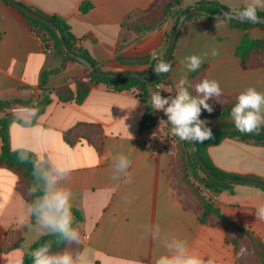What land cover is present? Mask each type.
<instances>
[{"label":"crops","instance_id":"obj_1","mask_svg":"<svg viewBox=\"0 0 264 264\" xmlns=\"http://www.w3.org/2000/svg\"><path fill=\"white\" fill-rule=\"evenodd\" d=\"M16 1L64 19L77 44L89 52L102 71L112 73H149L155 56H163L166 34L175 26V19L169 17L150 32L138 31L141 13L156 7L159 0ZM201 1H216L231 12L250 2L183 0L177 9L194 8ZM84 3L92 5L87 12L81 10ZM245 35L264 40V29L254 26L242 31L227 22L217 30L215 20L207 17L185 21L166 83L148 86L145 92L139 88L117 92L94 84L86 99L76 104L60 101L55 90L64 85L75 89L76 82L85 77L83 66L47 52L42 32L36 31L19 9L0 0V102L8 103L0 109V119L13 118L10 148H30L37 157H44L39 163L45 168L61 164L72 169L59 184L70 189L72 209L82 216L78 250L84 251L92 264H155L165 252L163 241L172 238L184 240L189 253L203 264H239L234 247L225 241L224 229L202 224L196 202L189 199L185 203L184 196L174 190L180 181L179 168L172 164L177 144L167 117L151 108L150 97L161 90L162 96L175 95L176 84L184 74L183 57L211 48L219 55L209 56L197 71L186 73L195 94V84L206 77L217 80L223 90L220 97L207 101L213 108L236 99L248 87L264 92V66L246 70L236 55ZM144 93L146 99L141 98ZM44 94L49 95L50 103L31 126L20 119H28L30 113L10 112V107L23 108L20 103H36ZM148 111L158 123L141 129ZM214 121L233 122L231 116ZM65 134L75 142L68 143ZM2 146L0 138V152ZM119 153L132 161L131 183L111 179L112 159ZM208 155L225 172L264 180V145L230 137L210 146ZM26 192L16 173L0 167V264H22L31 245L47 234L37 224L29 225ZM213 200L226 217L264 243V221L255 216L256 208L264 206L262 189L237 184L233 191H223ZM154 228H159L160 239L152 238L150 230ZM19 238V247L13 249Z\"/></svg>","mask_w":264,"mask_h":264},{"label":"trees","instance_id":"obj_2","mask_svg":"<svg viewBox=\"0 0 264 264\" xmlns=\"http://www.w3.org/2000/svg\"><path fill=\"white\" fill-rule=\"evenodd\" d=\"M8 4L6 0H2ZM183 0H159L158 5L152 6L147 11L141 13L142 20L138 25V31L140 33L150 32L157 27H159L166 19L172 17L175 19V26L179 20V17L194 8H198L205 12V14H195L186 19L190 21L193 19L207 17L215 20L210 17L211 14L221 13L223 10H228L224 5L216 1H201L194 8L189 7L186 9H177L178 6L182 3ZM11 5V4H10ZM30 10L42 16L44 19L51 21L56 27L61 31L64 41L68 48L84 58H86L96 70H101L96 61L90 56L89 52L77 44V39L71 31L69 24L59 16L48 15L42 11L29 7ZM92 5L90 3H84L81 6L82 12H87L90 10ZM243 9V8H242ZM20 12L24 17L30 22L33 28L36 31L42 32L43 37L50 39L52 41L53 52L60 55L63 61H73L80 65L78 61L71 58L66 54L61 41L59 40L56 32L47 24L34 19L25 12ZM258 16L264 17V11L257 10ZM231 26L236 27L242 31H246L251 27L258 26L264 29V24L259 23H241L230 19L227 21ZM174 28L171 32L166 34V45L163 56L160 59L154 60L149 71V75H153V69L159 61L163 60L168 52L169 45L171 43ZM236 55L240 59L242 67L246 70L253 69L256 67L264 66V40H255L250 38L248 35H245L241 43L238 45L236 50ZM172 60V57H171ZM83 66V65H82ZM86 72L85 77L76 82V88L72 89L68 85H64L55 90V94L58 99L62 102H72L76 104H81L88 94L91 91V88L94 84H104L110 89L123 92L129 91L133 88H139L145 92L148 86H156L161 83L167 82L168 73L161 74L159 78L148 84L137 79H115L111 77L100 78L89 73L88 69L84 67ZM45 76V75H44ZM86 79V80H85ZM189 92L195 96L196 94L191 88V79L188 84ZM142 99H146L145 93L141 96ZM50 103L49 95H42L40 99L37 100L35 106L39 108V114H41L45 107ZM236 103V99L227 102L222 107L213 108L211 113L202 109L201 118L206 120L207 127H220V126H235L233 122L223 121L216 122L215 119L219 118H228L230 117L231 108ZM15 104V103H11ZM8 103L0 102V109L7 106ZM22 106H31L33 102L20 103ZM13 120L11 117H3L0 119V138L2 140V150L0 152V167L6 168L14 173H16L21 182L26 186L27 192L24 194L25 200L30 204L34 200V196L29 193V187L34 182L32 175V163L37 159V156H30V162L28 164H22L18 161L16 156V151L10 148L9 144V125ZM36 120L31 123H35ZM158 123V118L151 115L150 112H146L140 123V128L145 129L153 127ZM213 137L209 140H206L204 143H196L195 150L199 159L206 165L207 168L212 172V174L219 179H228V178H243V179H255L257 181L263 182V179L248 176L243 177L233 173L225 172L218 167H216L208 155V148L213 145L221 143L225 138L236 137L243 141H253L254 143L264 145V135L260 133L253 134H242L240 132L233 133H223L218 131H212ZM173 139L177 144V152L172 155V164L179 168L180 181L174 184V190L179 194L184 196L185 203L188 204L189 199H193L197 208L200 222L209 226H221L225 232V241L226 243L232 245L235 249L236 259L239 264H264V243L261 239L254 236L248 229L245 227L233 222L228 217H226L216 206L213 198H215L219 193L223 191H233L236 185L233 184H219L215 182L212 178L208 177L202 168V166L195 159L192 149L191 142L180 141L179 138L173 135ZM65 140L72 144L75 140H72L68 134H65ZM88 141L92 142L90 139ZM33 153V152H32ZM40 166V165H39ZM41 168H45L40 166ZM259 187V186H257ZM264 191V188L259 187ZM36 195H40L38 192ZM189 206V205H187ZM72 214L74 217L73 226L79 229L82 223V216L80 213L74 209ZM35 218L30 219L29 225H35ZM22 238H19L18 241L12 246L13 249L18 248ZM70 241H63L59 237L44 234L41 236L34 244L31 245L28 252L24 255L22 264H32L31 251L36 247L47 244L51 250V253L62 252L68 245Z\"/></svg>","mask_w":264,"mask_h":264},{"label":"clouds","instance_id":"obj_3","mask_svg":"<svg viewBox=\"0 0 264 264\" xmlns=\"http://www.w3.org/2000/svg\"><path fill=\"white\" fill-rule=\"evenodd\" d=\"M260 8H264V0H250L234 15L241 23H259L261 17L258 16L257 10ZM214 19L218 30L226 26L232 15L216 16ZM218 55V50L211 48L200 55L183 57L180 63L184 74L176 84L175 95L162 96L161 90L154 92L150 97L151 108L163 112L167 117L166 123L171 126V134L180 141L204 143L213 137L212 130L207 127L208 122L201 120L200 116L202 109L209 113L213 111L212 105L207 101L220 97L223 90L217 80L206 77L195 84L196 95L193 96L186 87L189 84L186 73L197 71L206 58ZM171 70L172 65L161 60L154 67L153 73L160 75ZM20 111L31 114L28 119L20 118L24 125L31 126V121L38 119L39 108L35 106V102L31 106H24ZM230 115L235 129L240 133H260L264 130V92L257 91L254 87H248L240 92ZM162 122L165 121L161 120L160 123ZM15 151L18 161L22 164H28L30 156L36 155L30 148L24 146ZM43 159L41 155L31 161L34 182L28 191L35 198L29 208V216L35 218L38 227L48 234L79 245L81 233L73 226L72 193L70 189L59 184L61 179L70 176L72 169L61 164L54 166V169L41 168L39 161ZM131 164L132 161L127 154L119 153L113 156L111 179L119 181L123 178L125 183H131L132 176L129 172ZM38 192L40 195H36ZM255 216L258 220L264 221V206L256 208ZM150 234L153 239L161 238L159 228L150 230ZM163 243L165 252L155 259V264H203L200 258L189 253L184 240L172 238L165 239ZM30 255L32 264H92L89 256L82 250H64L53 254L47 244L36 247Z\"/></svg>","mask_w":264,"mask_h":264},{"label":"water","instance_id":"obj_4","mask_svg":"<svg viewBox=\"0 0 264 264\" xmlns=\"http://www.w3.org/2000/svg\"><path fill=\"white\" fill-rule=\"evenodd\" d=\"M7 2H9L11 5H13L14 7H16L17 9L25 12L26 14H28L29 16L33 17L34 19L41 21L45 24H47L48 26H50L57 34L59 40L62 43V46L66 52L67 55H69L71 58L75 59L76 61H78L79 63H81L84 67H86L89 71V73H91L94 76L100 77V78H107V77H111V78H115V79H137L140 81H143L145 83H152L154 81H156L159 76L161 75H149V74H145V73H112V72H107V71H102V70H96L92 64L83 56L76 54L74 52H72L68 46L66 45L65 41H64V37L61 33V31L56 27V25H54L51 21L44 19L42 16H40L39 14L35 13L34 11L30 10L29 8H27L26 6L20 4L19 2H17L16 0H6ZM235 12H231L228 10H223L221 13L218 14H211L209 15L210 17L214 18L216 16H223L226 14H231L232 15V20L235 21H239L235 15ZM195 14H205L204 11L198 9V8H194L192 10H189L185 13H183L180 17L179 20L175 26L174 29V33H173V37L171 40V43L169 45V49L168 52L164 58L165 62L170 63L171 62V57L172 54L174 52V47L178 38V35L180 33V29L182 27V24L186 21V19L192 15ZM261 17V20L259 22V24H264V17L263 16H259ZM240 22V21H239ZM247 23V22H245ZM210 128L212 131H218V132H223V133H233V132H239L235 129V126H220V127H208ZM260 134L264 135V130H262L260 132ZM195 146H196V142H191V149L193 152V155L195 157V159L197 160V162L202 166V168L204 169L206 175L210 178H212L215 182L219 183V184H233V185H237V184H250V185H254V186H259L264 188V183L257 181L255 179H243V178H228V179H219L216 178L212 172L209 170V168L206 167V165L199 159V157L196 154V150H195Z\"/></svg>","mask_w":264,"mask_h":264},{"label":"built area","instance_id":"obj_5","mask_svg":"<svg viewBox=\"0 0 264 264\" xmlns=\"http://www.w3.org/2000/svg\"><path fill=\"white\" fill-rule=\"evenodd\" d=\"M44 40H45V45H46L45 46L46 47V51L49 52V53L53 52L52 41L50 39H46V38H44ZM155 59H158L157 55L155 56ZM20 109H22V108H20V107H10V112L14 113V112L19 111ZM39 165H40V163H39Z\"/></svg>","mask_w":264,"mask_h":264},{"label":"rangeland","instance_id":"obj_6","mask_svg":"<svg viewBox=\"0 0 264 264\" xmlns=\"http://www.w3.org/2000/svg\"><path fill=\"white\" fill-rule=\"evenodd\" d=\"M38 229L44 232V230L40 229L39 227ZM64 250H78V245L70 241L69 245Z\"/></svg>","mask_w":264,"mask_h":264}]
</instances>
